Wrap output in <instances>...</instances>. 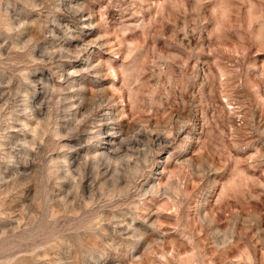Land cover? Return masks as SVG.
I'll list each match as a JSON object with an SVG mask.
<instances>
[{
	"label": "rangeland",
	"instance_id": "obj_1",
	"mask_svg": "<svg viewBox=\"0 0 264 264\" xmlns=\"http://www.w3.org/2000/svg\"><path fill=\"white\" fill-rule=\"evenodd\" d=\"M0 264H264V0H0Z\"/></svg>",
	"mask_w": 264,
	"mask_h": 264
}]
</instances>
